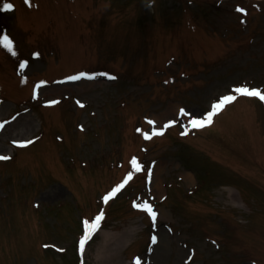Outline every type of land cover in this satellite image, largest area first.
I'll use <instances>...</instances> for the list:
<instances>
[{
	"label": "rangeland",
	"instance_id": "374dc122",
	"mask_svg": "<svg viewBox=\"0 0 264 264\" xmlns=\"http://www.w3.org/2000/svg\"><path fill=\"white\" fill-rule=\"evenodd\" d=\"M7 2L0 264H264V0Z\"/></svg>",
	"mask_w": 264,
	"mask_h": 264
},
{
	"label": "snow or ice",
	"instance_id": "6c2138e0",
	"mask_svg": "<svg viewBox=\"0 0 264 264\" xmlns=\"http://www.w3.org/2000/svg\"><path fill=\"white\" fill-rule=\"evenodd\" d=\"M27 2V0H26ZM13 5L11 3H8L7 0H0V11H8V10H12ZM237 11L239 12H243V9L238 8ZM0 45H3V47L11 50L12 48V42L11 40L6 36H0ZM25 65L21 64L20 67L23 68ZM81 76L84 75L83 73L80 74ZM102 75H106V74H102ZM79 77H70L69 79H78ZM114 79V77H111ZM234 92H236L239 95H245V96H253V97H259V99H261L262 101H264V94L261 93L260 90L257 89H249L246 86H242V87H238L236 89H234ZM236 97L229 95V96H225L222 97L221 100L214 104L212 107V111L207 113L205 118L202 119H198V118H192L189 121V124L192 128H202L204 126H206V124L211 123V118L214 114H216V112H218L219 110H221L226 103H230L233 100H235ZM50 103H56V101H51ZM184 110H181V113L183 114ZM170 123H174V122H170ZM2 126V125H0ZM156 134H160V133H156ZM186 134V133H185ZM25 143H31V141L25 142ZM21 146H24L23 144H21ZM9 159V157L7 156H0V160H6ZM133 163H135V160L133 161ZM137 171H139L140 169L137 168ZM132 176V172L130 171L128 173V176L126 177L125 181L116 186L112 192L108 193L105 197H104V201L105 203L117 192L119 191L125 183H127V180L130 179ZM134 207H138L141 208L145 211H147L150 214V217L153 221H155L156 219V212L151 208V206L145 202L143 204L137 205L134 203ZM103 214L101 213L100 215H97L94 220L89 224L88 221H85V234L83 237H81L80 242H79V248L80 251L83 252L84 251V247L86 242L91 238V235L98 229L99 227V222L102 219ZM153 242H155V237H153Z\"/></svg>",
	"mask_w": 264,
	"mask_h": 264
},
{
	"label": "bare ground",
	"instance_id": "6f19581e",
	"mask_svg": "<svg viewBox=\"0 0 264 264\" xmlns=\"http://www.w3.org/2000/svg\"><path fill=\"white\" fill-rule=\"evenodd\" d=\"M70 84H64V85H59V88H67ZM93 85V84H92ZM63 89H59V91H62ZM175 106H171L165 112H162L160 115H158V119H163L162 117H170L173 115L175 112ZM25 123H28L29 126H31V119H28L27 117H20L13 123L8 124L5 129L8 127L16 128L19 127L20 125H26ZM3 129V131L5 130ZM187 178H191L192 174L187 173L186 174ZM155 186L159 189V182L157 180L154 181ZM125 245V238L124 234H121L120 236L112 238H108V240H105V243L103 244V247L101 248L102 251H100L99 254V261H101L103 264H110L113 263L112 259L117 257L118 252L120 249H122Z\"/></svg>",
	"mask_w": 264,
	"mask_h": 264
}]
</instances>
